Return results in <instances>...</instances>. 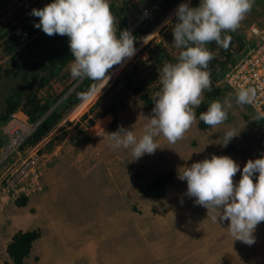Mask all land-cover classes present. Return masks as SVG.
<instances>
[{
  "label": "rangeland",
  "instance_id": "rangeland-1",
  "mask_svg": "<svg viewBox=\"0 0 264 264\" xmlns=\"http://www.w3.org/2000/svg\"><path fill=\"white\" fill-rule=\"evenodd\" d=\"M163 1L108 0L127 18V30L145 31L135 38V55L110 70L108 83L95 82L85 94L87 99L83 96L72 109L63 110L57 125L38 143L26 142L36 128L33 124L18 151L4 159V146L0 149V264H16L7 252L14 234L36 229L41 236L24 264H264V222L257 225L251 246L235 240L228 229L230 221L221 220L216 210L208 215V209L186 195L187 182L178 179L183 167L217 155L229 156L240 165L233 178L238 184L247 161L264 155V122L254 120L257 113L248 104L237 105L236 93L219 82L223 70L251 46V28H264V0H254L251 11L234 31L244 44L222 32V38L230 37L226 47L215 42L206 45L213 53L211 61L215 60L219 78L209 73L211 90L203 92V102L194 108L196 119L182 139L171 144L158 136L155 140L160 148L136 160L131 149L111 146L109 134L120 127L133 131L137 138L144 134L155 105H147L142 95L154 97L162 87L159 76L163 65L176 63L183 50L173 43L175 12L181 3L194 2L192 7L200 3L180 0L164 11ZM52 2L12 0L0 10V112L6 98L26 91L22 72L6 53L4 41L13 33L27 34L34 18L31 10ZM145 9L151 14H145ZM159 44L165 49L160 62L152 53ZM71 63L49 84L34 87L43 101L62 93L53 109L84 80L72 78ZM127 72L147 80L144 92L134 94L124 85ZM226 99L232 106L223 124L211 127L199 119L211 102ZM18 115L32 124L23 109ZM3 127L0 124V141H7ZM228 130L237 136L225 146ZM33 153L39 156L34 180L23 183L27 188L19 198L6 200L3 189L7 180L22 159ZM165 173L171 174L165 196L145 195L148 185ZM257 177H253L254 182ZM21 197L27 198L24 206L17 203ZM61 239L68 241L69 247L55 252ZM86 245L91 247L89 251Z\"/></svg>",
  "mask_w": 264,
  "mask_h": 264
},
{
  "label": "clouds",
  "instance_id": "clouds-1",
  "mask_svg": "<svg viewBox=\"0 0 264 264\" xmlns=\"http://www.w3.org/2000/svg\"><path fill=\"white\" fill-rule=\"evenodd\" d=\"M253 3L254 0H200L197 7L189 3L178 6L177 22L172 29L173 43L183 50L176 63L163 65L159 76L162 87L153 97L155 106L150 124L139 138L124 127L112 132L109 138L113 148L131 149L136 160L160 148L155 140L158 136L171 144L183 138L196 119L194 108L203 102V92L211 90L210 75L205 69L213 53L206 45L215 42L226 47L230 37L222 38L221 33L235 31ZM30 15L39 18L34 27L46 35L69 38L74 57L70 64L73 79L108 83L110 70L135 55V37L127 29L117 35L108 0H53L43 8H33ZM255 96L254 88H241L235 102L240 106L251 104ZM231 106L227 99L223 103L213 101L199 119L217 127L227 120ZM254 120H264V112H258ZM235 136L233 130L225 132L224 145ZM183 168L178 179L187 182L186 195L194 198L196 205L208 209V215L216 210L221 220L230 221L228 229L235 240L249 246L254 244L253 233L264 222V155L247 161L238 184L233 178L240 171V165L229 156L212 155Z\"/></svg>",
  "mask_w": 264,
  "mask_h": 264
},
{
  "label": "trees",
  "instance_id": "trees-1",
  "mask_svg": "<svg viewBox=\"0 0 264 264\" xmlns=\"http://www.w3.org/2000/svg\"><path fill=\"white\" fill-rule=\"evenodd\" d=\"M10 1L12 0H0V10L6 7ZM179 1L180 0H164L162 7L164 11H169ZM192 4L190 6H192ZM110 8L115 17L117 35H119V31L128 29V20L123 17L121 11L118 10L115 5H110ZM117 19L121 20V23L118 22ZM38 20L39 18L37 17H34L31 20L27 34L22 36L19 33H13L4 41L6 53L11 56L14 66L18 65V71L22 72V76L26 83V91H18L6 98L5 109L0 112V124L6 125L12 119L13 113L23 109L30 122L36 126L26 139V142L31 144H36L42 140L63 117V110L72 109L73 106L77 105L95 83L89 79H84L83 82L73 89L72 92L53 110H51L53 105L59 101L62 93L50 97L49 99L47 98L45 101L38 97L34 89L35 85L44 87L49 84L52 79L59 77L66 65L74 60L69 48V38L58 34L54 36L46 35L41 29L34 27V24L38 22ZM140 33H145V31H134L132 35L136 38ZM226 34H231L234 39L242 44L245 43L241 35L234 31H228ZM164 51L165 49L162 48V45L159 44L154 46L152 48L154 59L157 58V61L160 62ZM214 62L215 60L210 61L206 70L208 73L214 74L216 77L217 72L214 69ZM230 67L231 66H229L228 69ZM228 69H224L222 75H224ZM36 77H38V81H36ZM218 78L219 76L216 77L217 80ZM123 82L124 85L134 94H140L147 88V80L136 78L128 72L125 74ZM217 91L219 92L220 89L218 88ZM142 99L145 100L147 105L154 104L153 98L149 95H142ZM260 121L264 122V120ZM200 124L201 127H205L204 124ZM5 143L6 141L1 139L0 149ZM170 178L171 174L169 173L157 176L152 184L148 185L146 188L145 195L156 198L165 196L166 183ZM17 203L20 206H24L27 203V198L21 197ZM40 236V231L37 229L18 231L14 234L11 242L7 246V252L11 259L16 264H24V259L28 257L33 247V243Z\"/></svg>",
  "mask_w": 264,
  "mask_h": 264
},
{
  "label": "built area",
  "instance_id": "built-area-1",
  "mask_svg": "<svg viewBox=\"0 0 264 264\" xmlns=\"http://www.w3.org/2000/svg\"><path fill=\"white\" fill-rule=\"evenodd\" d=\"M144 13L149 15L151 10L145 9ZM250 33L252 42L248 51L231 65L219 82L235 93L241 88H254L256 96L248 106L258 113L264 112V28L254 26L251 28ZM32 128L33 124L21 119L18 111L12 114V119L3 127L7 135V141L3 147L4 159L13 152L18 151ZM38 160L39 156L36 153L22 159L3 189V192L6 193V200L10 198L17 199L26 190L27 184L23 185V183H26L29 179L34 180L33 176Z\"/></svg>",
  "mask_w": 264,
  "mask_h": 264
},
{
  "label": "crops",
  "instance_id": "crops-1",
  "mask_svg": "<svg viewBox=\"0 0 264 264\" xmlns=\"http://www.w3.org/2000/svg\"><path fill=\"white\" fill-rule=\"evenodd\" d=\"M57 240V239H56ZM60 242V245H58V243ZM61 243H64L65 245H63V244H61ZM63 246H65L66 248H68L69 247V244H68V241H64V239H61V241L60 240H58V242H56V245H55V252H58V250L59 249H61ZM86 248H87V251H89L88 249H90L91 247H89V246H87L86 245ZM99 248V247H98ZM86 251V252H87Z\"/></svg>",
  "mask_w": 264,
  "mask_h": 264
},
{
  "label": "water",
  "instance_id": "water-1",
  "mask_svg": "<svg viewBox=\"0 0 264 264\" xmlns=\"http://www.w3.org/2000/svg\"><path fill=\"white\" fill-rule=\"evenodd\" d=\"M51 110H53V108H52ZM51 110H50V111H51ZM50 111H49V112H50ZM49 112H48V113H49ZM48 113H47V114H48Z\"/></svg>",
  "mask_w": 264,
  "mask_h": 264
}]
</instances>
